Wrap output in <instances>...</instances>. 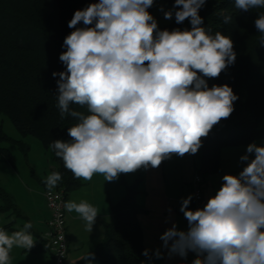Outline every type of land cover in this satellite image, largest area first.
<instances>
[{
    "label": "clouds",
    "instance_id": "9594fccd",
    "mask_svg": "<svg viewBox=\"0 0 264 264\" xmlns=\"http://www.w3.org/2000/svg\"><path fill=\"white\" fill-rule=\"evenodd\" d=\"M155 0H98L74 12L59 60L57 107L68 127L69 141L48 144L75 179L91 181L101 174L107 182L121 174L158 168L173 155H195L214 126L230 118L239 99L228 84L208 85L236 61L234 42L220 31L203 27L200 9L206 0H174L177 24L191 28L160 30L148 11ZM249 11L264 8V0H235ZM171 20L173 11H164ZM231 16H224L229 24ZM83 26H80V25ZM264 44V14L254 21ZM87 109V114L71 106ZM242 170L226 173L202 208L189 207L192 195L182 198L180 212L187 229L177 224L160 236L169 256L191 264H264V145L252 142L239 156ZM62 180L58 171L44 184L49 192ZM92 231L99 210L87 200L67 201ZM26 222L9 233L0 228V264H11L13 248L30 251L36 244ZM145 256L148 250L145 249ZM161 257L159 249L155 253ZM94 264V253L82 257Z\"/></svg>",
    "mask_w": 264,
    "mask_h": 264
},
{
    "label": "trees",
    "instance_id": "16d2710c",
    "mask_svg": "<svg viewBox=\"0 0 264 264\" xmlns=\"http://www.w3.org/2000/svg\"><path fill=\"white\" fill-rule=\"evenodd\" d=\"M156 1L148 10L151 14ZM167 1L173 7L174 0ZM95 2L98 0H0V116L8 117L23 137H37L47 150L53 140L69 141L68 127L76 123L71 117L61 118L56 99L59 77L52 76L54 71L65 70L59 56L66 50L62 47L64 38L74 30L68 22L76 10ZM260 14H264V8L239 10L235 0H206L199 11L202 26L210 28L212 34L220 31L230 36L237 54L235 63L218 78L209 79L208 85L228 84L239 97L230 118L214 126L195 154L198 173L204 181L222 171L223 148L264 138V44L254 24ZM226 15L232 17L229 24L223 23ZM175 28L190 29L191 24L187 19L177 24L174 15L162 27L170 31ZM71 107L87 114L86 108L75 104ZM9 139L0 129V154L11 162L12 154L1 147ZM21 146L28 150L27 145ZM51 153L56 163L52 172L62 175L56 188H63L67 196L81 187L82 181L75 179L63 161ZM139 187L140 180L127 185L125 195L113 206V220L104 224L105 238L91 252L94 264H144L153 258L150 251L148 256L143 254L146 248L139 214L145 209L136 200ZM0 202L1 212L23 216L14 197L1 185ZM79 264L87 262L82 259Z\"/></svg>",
    "mask_w": 264,
    "mask_h": 264
},
{
    "label": "crops",
    "instance_id": "0c3cea01",
    "mask_svg": "<svg viewBox=\"0 0 264 264\" xmlns=\"http://www.w3.org/2000/svg\"><path fill=\"white\" fill-rule=\"evenodd\" d=\"M247 145L223 148L222 171L210 175L204 182L206 200L219 189L224 174H238L242 170V165L238 163V160L239 156L245 153ZM198 169L199 162L196 155L186 154L184 157L173 155L170 160H165L158 168L121 174L119 179L113 182L105 181L101 174L94 175L91 181L81 179L82 186L68 193L66 202L87 200L99 212L92 231L89 232L85 229V222L79 218L77 213L74 211L70 213L66 210L68 261L71 264H79L82 257L94 251L103 242L105 238L104 224L113 220V206L123 198L127 185L140 180V191L136 200L144 207L145 211L139 214V221L143 230L144 247L153 255V258L144 264H184L183 258L177 255L169 256L168 250L163 247L160 236L173 223L177 224L181 230L187 229V221L183 213L180 212V205L182 198L191 195V182ZM45 187L42 185L38 189L39 201L37 203L26 202V207L19 206L22 207L19 209L23 216L16 217L23 219L25 223L30 221L33 224L31 232L36 240L35 246L30 251L17 248V254L23 258L25 256L28 260L27 264H53L49 250L47 224L51 213L44 197ZM189 207L191 208V203ZM16 221L12 222L10 231L20 230L13 227ZM157 249L162 254L160 258L155 255ZM194 258L195 254L189 252L186 264H191Z\"/></svg>",
    "mask_w": 264,
    "mask_h": 264
},
{
    "label": "rangeland",
    "instance_id": "374dc122",
    "mask_svg": "<svg viewBox=\"0 0 264 264\" xmlns=\"http://www.w3.org/2000/svg\"><path fill=\"white\" fill-rule=\"evenodd\" d=\"M161 8L164 11L172 10L173 18L174 9L167 0L156 1L152 15L157 20L159 29L163 30L162 27L170 23L173 18L165 19L163 12L160 11ZM0 129L10 138L1 143V147L7 148L13 156V161L10 162L0 154V185L14 197L18 207L21 205L26 207V202L37 203L39 201L38 189L56 166L52 153L37 137L31 135L23 137L15 124L6 116H0ZM19 141L23 142L22 145H27L28 150L25 151ZM253 142L264 145V138ZM1 205L0 202V207ZM14 220H17L13 224L15 229H21L25 224L23 219L0 211V228L9 233L13 232L10 231V223L12 224ZM17 251V248H13L10 253L11 264H27L26 257H21Z\"/></svg>",
    "mask_w": 264,
    "mask_h": 264
},
{
    "label": "built area",
    "instance_id": "2783aa9c",
    "mask_svg": "<svg viewBox=\"0 0 264 264\" xmlns=\"http://www.w3.org/2000/svg\"><path fill=\"white\" fill-rule=\"evenodd\" d=\"M204 179L197 172L191 182V209L202 208L207 200L204 195ZM44 197L50 210L48 224L49 250L53 264H71L68 261L69 244L66 233V193L63 188H53L44 191Z\"/></svg>",
    "mask_w": 264,
    "mask_h": 264
}]
</instances>
